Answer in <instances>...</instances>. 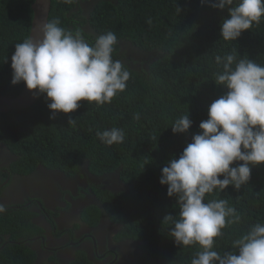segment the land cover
<instances>
[{"label": "trees", "instance_id": "1", "mask_svg": "<svg viewBox=\"0 0 264 264\" xmlns=\"http://www.w3.org/2000/svg\"><path fill=\"white\" fill-rule=\"evenodd\" d=\"M34 2L0 0V96L15 98L25 86L11 83V56L17 43L30 38ZM228 16L227 8L202 6L201 0H52L49 21L58 19L61 27L81 31L89 43L108 31L116 34L113 59L130 71L127 87L110 104L81 101L78 110L55 119H50L46 94L30 108L0 113V144L16 155L14 166L23 174L38 166L74 174L86 164L96 176L118 177L119 193L95 191L101 209L120 227L118 238L142 248L139 264H191L200 250L199 245L177 246L169 236L171 225L163 224V218L178 215L179 209L160 178L167 162L178 159L201 131L211 103L228 91L216 84L222 68L215 56L234 54L237 60L249 58L264 66V17L236 41H224L221 25ZM136 113L139 120L133 118ZM183 115H189L192 126L174 134L171 127ZM69 116L74 125L68 124ZM113 127L124 130L125 140L107 146L96 132ZM210 199L227 200L241 216L239 223L222 229L213 248L221 255L235 251L234 240L252 225L264 224V164L252 167L249 182L239 191L229 186L209 194L206 201ZM101 209L93 205L83 216L90 222L103 214ZM21 223L22 217L8 218L2 226L16 230ZM3 255V264H37L27 247L14 246ZM80 256L72 264L88 262Z\"/></svg>", "mask_w": 264, "mask_h": 264}, {"label": "clouds", "instance_id": "2", "mask_svg": "<svg viewBox=\"0 0 264 264\" xmlns=\"http://www.w3.org/2000/svg\"><path fill=\"white\" fill-rule=\"evenodd\" d=\"M201 5L228 9L221 25L224 41H236L264 17V0H201ZM147 22L151 24L150 19ZM39 31V39L26 38L15 45L11 83L23 82L28 90H37L34 95L46 94L50 119L75 112L81 101L110 104L126 89L131 73L123 61L113 59L118 44L114 32L89 43L81 31L61 27L58 19L41 23ZM215 61L222 68L216 73V84L228 91L211 103L208 119L199 124L201 131L192 136L179 158L162 168L160 183L167 186L169 197L176 198L179 209L178 215L168 214L162 222L171 225L168 234L177 246L199 245L191 264H264L261 223L233 241L235 251L221 255L213 250L222 229L239 223L241 216L225 199L206 201L209 194L229 186L239 191L249 182L252 167L264 164V66L249 58L237 60L234 54H217ZM133 118L139 120L140 114ZM75 122L69 116L68 124ZM191 126L189 115H183L171 128L174 134H182ZM96 136L107 146L125 140L124 130L116 127L97 131ZM234 162L243 163L233 166Z\"/></svg>", "mask_w": 264, "mask_h": 264}, {"label": "flooded vegetation", "instance_id": "3", "mask_svg": "<svg viewBox=\"0 0 264 264\" xmlns=\"http://www.w3.org/2000/svg\"><path fill=\"white\" fill-rule=\"evenodd\" d=\"M15 162L16 155L0 144V264L14 246L27 247L37 264H72L78 254L86 264H139L142 248L118 238L120 227L101 209L95 191L119 193L123 186L116 175L96 176L86 164L74 174L42 166L23 174ZM93 205L103 214L88 222L83 214ZM18 217L16 230L2 226Z\"/></svg>", "mask_w": 264, "mask_h": 264}, {"label": "water", "instance_id": "4", "mask_svg": "<svg viewBox=\"0 0 264 264\" xmlns=\"http://www.w3.org/2000/svg\"><path fill=\"white\" fill-rule=\"evenodd\" d=\"M52 0H35L32 5L34 13L32 30L30 38L39 39L41 33L39 25L48 22L50 18ZM37 90H28L24 86L22 92L15 98L0 96V113L9 112L11 110H24L32 107L40 98V95H34Z\"/></svg>", "mask_w": 264, "mask_h": 264}, {"label": "rangeland", "instance_id": "5", "mask_svg": "<svg viewBox=\"0 0 264 264\" xmlns=\"http://www.w3.org/2000/svg\"><path fill=\"white\" fill-rule=\"evenodd\" d=\"M138 57L143 60V55L142 54H138ZM145 60V59H144Z\"/></svg>", "mask_w": 264, "mask_h": 264}]
</instances>
